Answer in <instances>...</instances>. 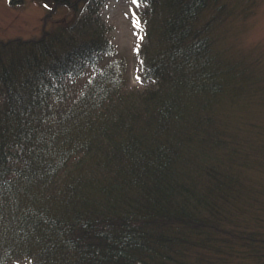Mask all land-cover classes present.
<instances>
[{"label":"trees","instance_id":"1","mask_svg":"<svg viewBox=\"0 0 264 264\" xmlns=\"http://www.w3.org/2000/svg\"><path fill=\"white\" fill-rule=\"evenodd\" d=\"M163 1L137 85L111 65L69 107L96 9L0 40V264H264V65L215 50L214 0Z\"/></svg>","mask_w":264,"mask_h":264},{"label":"rangeland","instance_id":"2","mask_svg":"<svg viewBox=\"0 0 264 264\" xmlns=\"http://www.w3.org/2000/svg\"><path fill=\"white\" fill-rule=\"evenodd\" d=\"M66 1L72 2L71 6H56L54 9L51 0H0V40L38 39L44 27L48 36L52 37L50 41L57 44L58 40L65 39L67 42L76 36L80 27L77 24H81V17L86 15L84 8L91 7L96 9L93 16L101 24L103 36L111 45V50L103 54L94 66L86 67L76 79H66L65 89L69 98L65 106H72L88 81L111 65L123 73L130 85H137L141 56L139 51L149 40L146 35L149 28L147 19L156 18L155 14L164 1ZM213 6L215 11L207 10L208 16L204 14L203 21L209 22L210 17H216L218 26L211 33V37H217L215 50H221L223 57L229 61H237L241 56L240 63L264 65V0H214ZM61 34L64 35L60 37ZM66 42L62 45L68 46ZM251 173L255 181L262 177L258 173ZM246 259L247 264L256 261L255 258Z\"/></svg>","mask_w":264,"mask_h":264},{"label":"snow or ice","instance_id":"3","mask_svg":"<svg viewBox=\"0 0 264 264\" xmlns=\"http://www.w3.org/2000/svg\"><path fill=\"white\" fill-rule=\"evenodd\" d=\"M133 2H137V0H133Z\"/></svg>","mask_w":264,"mask_h":264}]
</instances>
